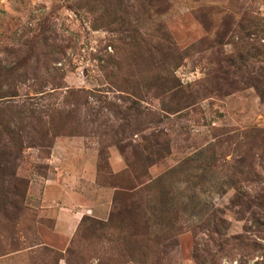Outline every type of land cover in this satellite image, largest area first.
Returning <instances> with one entry per match:
<instances>
[{
    "label": "rangeland",
    "instance_id": "obj_1",
    "mask_svg": "<svg viewBox=\"0 0 264 264\" xmlns=\"http://www.w3.org/2000/svg\"><path fill=\"white\" fill-rule=\"evenodd\" d=\"M0 64L71 116L0 144V264H264V0H0Z\"/></svg>",
    "mask_w": 264,
    "mask_h": 264
},
{
    "label": "trees",
    "instance_id": "obj_2",
    "mask_svg": "<svg viewBox=\"0 0 264 264\" xmlns=\"http://www.w3.org/2000/svg\"><path fill=\"white\" fill-rule=\"evenodd\" d=\"M16 70L17 67L11 68L9 66L0 64V144L4 141L3 138L7 137L6 140L12 148H16L18 147V145H20L18 142L21 143V134L24 133L25 127L23 123L25 122H29L33 119L37 120L38 122L35 126H32V130L33 132L40 134V138L46 139V136L50 130L52 134L57 135L58 133H60V131L63 130L65 126L64 124H66L71 119V116L65 114L60 110H55V112H53V110L51 109V112L49 113L47 109H43L41 110V112L49 117V121H45L43 117H38L40 111L36 107H33L32 104H29V102H27V99L29 98H24L25 100L22 101H16L20 96L18 93L19 85L25 84L23 75L16 73ZM34 80L37 81V78L34 77ZM259 94L261 98H264V93H261L259 91ZM68 95L72 97L71 93H69ZM74 95L76 99V105L80 104L81 94L75 92ZM54 119L57 120L54 121ZM20 124L22 126H20ZM12 157V153L6 148V144L0 145V186H2L6 181L5 176L7 178L15 177L14 161L16 158L13 157L12 160ZM1 163L3 164V166ZM166 194L167 196H172V198L174 196L172 191H167ZM174 199H176L175 196ZM16 210L18 211V213L14 216L13 221L17 219V216L21 211L20 208H16ZM169 214L170 213H168V216ZM176 214L178 215V212L169 216L168 221L176 220ZM212 221L215 223L214 220ZM209 222L212 223L211 221ZM163 231L167 232V234H170L171 229L163 228ZM12 249L13 248L11 247L10 250ZM54 260L57 263L59 261V259L57 258H54Z\"/></svg>",
    "mask_w": 264,
    "mask_h": 264
},
{
    "label": "crops",
    "instance_id": "obj_3",
    "mask_svg": "<svg viewBox=\"0 0 264 264\" xmlns=\"http://www.w3.org/2000/svg\"><path fill=\"white\" fill-rule=\"evenodd\" d=\"M63 216H65L68 220H73V217H72V215H70L69 213H63L62 214ZM81 216H82V214H81ZM59 218H57L56 219V229L59 227ZM67 224H69V225H67V226H60V228H61V230H62V235L63 236H67V234H68V227L71 225V224H73V222H69V223H67Z\"/></svg>",
    "mask_w": 264,
    "mask_h": 264
}]
</instances>
